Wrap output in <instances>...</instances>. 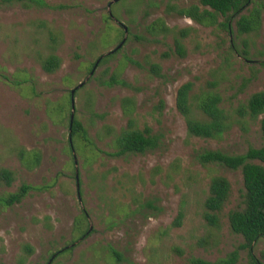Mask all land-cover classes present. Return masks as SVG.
Returning a JSON list of instances; mask_svg holds the SVG:
<instances>
[{"label": "rangeland", "instance_id": "rangeland-1", "mask_svg": "<svg viewBox=\"0 0 264 264\" xmlns=\"http://www.w3.org/2000/svg\"><path fill=\"white\" fill-rule=\"evenodd\" d=\"M112 1L43 0L49 7L25 9L0 0V170L14 176L10 186L0 179V197L23 184L35 188L19 204H0V264H47L72 243L68 253L50 264L214 262L243 243L227 220L229 212L244 207L240 170L202 166L197 156L216 150L242 155L248 148H260L262 116L256 121L246 118L244 126L234 122L218 141L188 137L176 110V93L182 84L192 83L190 96L199 115L195 105L202 94L217 93L221 108L230 113L250 95L264 92V10L256 30L238 35L234 20L229 34L218 25L224 17L204 26L168 8H202L198 0H118L108 8ZM252 1L264 6V0ZM157 19L172 32L149 35L147 28ZM123 27L127 35L119 51L95 67L99 57L122 42ZM179 30L188 31L181 40L184 57L174 52L173 37ZM244 43L247 58L240 54ZM51 53L61 65L47 74L39 58ZM151 64L160 66L161 77L150 72ZM112 79L127 86H107ZM82 82L74 95V117L94 146L77 141L75 165L67 106L71 91ZM122 99L133 100L136 127H148L158 138L157 146L142 155L113 156L114 138L128 119ZM58 105L64 106L60 114ZM21 151L38 152V165L27 168ZM214 176L230 185L218 227L203 218ZM82 211L87 218L77 226ZM179 212L181 224L173 227ZM86 230L88 235L78 241ZM24 244L32 247L31 255L22 251ZM253 253L264 264V240L254 245ZM239 255L237 264H248L247 252Z\"/></svg>", "mask_w": 264, "mask_h": 264}, {"label": "trees", "instance_id": "trees-1", "mask_svg": "<svg viewBox=\"0 0 264 264\" xmlns=\"http://www.w3.org/2000/svg\"><path fill=\"white\" fill-rule=\"evenodd\" d=\"M198 1L202 8L197 5H190L184 8H177L171 5L168 8L171 12L204 26L217 24V16L224 17V22L218 25L227 30L229 34H231L229 24L234 20L238 35L249 34L256 30L260 25L261 12L264 10V6L255 5L252 0ZM1 3L6 5L19 3L25 9H30L32 7H49L43 0H1ZM250 6L251 8L248 10V14H243ZM107 18L112 19L109 15ZM147 31L149 35L156 38L157 36L165 37L172 32V29L168 28L162 19H157L148 26ZM187 34V30H179L177 31V36L173 37L174 52H176L179 57L185 56L181 40ZM118 51L119 50L115 48L114 52H109L99 57L97 65L106 62L107 59L112 58ZM240 54L243 58H247L248 51L246 43H244V48L241 50ZM39 65L45 73L52 74L59 69L61 61L57 55L51 53L47 56L40 57ZM260 65L264 69V61L260 62ZM149 70L157 77H161L162 75L159 65L151 64L149 65ZM116 82V80L112 79L106 83V85L112 86ZM117 84L127 86V84L122 81L119 83L117 82ZM82 87L78 89L75 87L74 95ZM192 88V83L187 82L182 84L176 93V110L185 122L188 137L218 141L229 131L234 122L242 124L246 118L250 121H256L259 116H262L259 120V127L261 137L264 141V92H257L250 95L244 104L239 105L230 113L221 108L220 105L222 101L217 93L202 94L196 99L195 108L199 113V115H197L194 111L193 99H191L190 96ZM121 105L123 107V113L127 115L128 119L126 127L114 138L115 152L113 156L142 155L154 149L158 144V138L152 135L148 127H144L142 130L138 129L135 121L131 118L134 109L133 100L122 99ZM67 109L70 114L71 102L70 105L67 106ZM56 110L60 114L64 110V106L58 105ZM242 126H244V124H242ZM70 130L69 148L71 153L75 150L73 147L77 141L84 147L88 145L94 146L87 136L86 129L75 117L73 118ZM23 158L26 159L25 162H23L26 167L33 168V166L35 167L38 165L40 155L38 152L28 154L21 151L20 159L23 161ZM197 160L202 166L217 164L230 170H240L245 190L244 207L241 210L229 212L227 220L231 231L234 234L240 235L243 238V243L227 253L223 258L214 262H208L202 259H191L189 263L237 264L240 251H246L248 264H262L255 258L253 248L259 240H264V168L254 164L253 161L264 164V144L260 148H248L246 153L242 155H228L218 150L203 151L197 156ZM0 179L3 180L7 186H10L14 180V176L11 171L3 169L0 170ZM34 189V187L23 184L16 192L10 193L6 197H0V204L6 207L19 204L27 196L28 192ZM229 194L230 185L227 179L222 176H214L211 178L208 187V196L203 202V218L209 226L218 227L219 215L228 200ZM182 217V212H179L171 226L179 227ZM86 218L87 215L82 211L81 218L76 221V225L80 226L86 221ZM87 235L88 231L86 230L78 237V241L82 240ZM73 245L74 243L58 250L51 256L47 264H50L51 261H55L63 254L68 253ZM22 251L29 256L32 254L33 249L31 246L24 244L22 246ZM112 254L114 257L118 256L115 251H113Z\"/></svg>", "mask_w": 264, "mask_h": 264}, {"label": "water", "instance_id": "water-1", "mask_svg": "<svg viewBox=\"0 0 264 264\" xmlns=\"http://www.w3.org/2000/svg\"><path fill=\"white\" fill-rule=\"evenodd\" d=\"M117 1L118 0H113L112 2H109L108 5H107V7L109 8L112 3L117 2ZM108 15H109V17L112 18V15H111L110 12H108ZM123 31H124V38H123L122 42L116 47V49H120L121 46L123 45V43L125 42L126 35H127V28L126 27H123ZM111 52H114V50L111 51ZM97 63H98V61L96 62L95 67L97 66ZM84 84H85V82L80 83L76 87V89L82 87ZM74 91L75 90H72L71 91V94H70L71 95V111H70V121H69L70 122L69 123V135H70V132H71L70 127L72 125V121H73V118H74V109H75L74 108ZM69 141H70V137H69ZM72 153H73V151H72ZM73 157H74V163L76 165V159H75L74 153H73ZM75 180H76L77 195H78V198L80 199L79 192H78V190H79V177H78V171H77V169L75 170ZM90 229H91V227L89 228V231H90Z\"/></svg>", "mask_w": 264, "mask_h": 264}]
</instances>
